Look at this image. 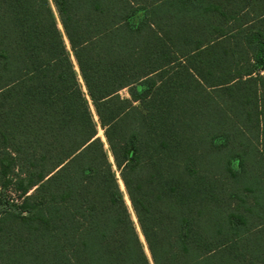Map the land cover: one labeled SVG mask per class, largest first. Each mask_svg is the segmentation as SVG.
<instances>
[{
    "label": "trees",
    "instance_id": "1",
    "mask_svg": "<svg viewBox=\"0 0 264 264\" xmlns=\"http://www.w3.org/2000/svg\"><path fill=\"white\" fill-rule=\"evenodd\" d=\"M0 264H264V0H0Z\"/></svg>",
    "mask_w": 264,
    "mask_h": 264
},
{
    "label": "rangeland",
    "instance_id": "2",
    "mask_svg": "<svg viewBox=\"0 0 264 264\" xmlns=\"http://www.w3.org/2000/svg\"><path fill=\"white\" fill-rule=\"evenodd\" d=\"M51 6H52V9H53V11H54V6L51 4ZM59 26V25H58ZM59 28H60V26H59ZM80 80V79H79ZM80 82H81V80H80ZM82 83V82H81ZM82 89L83 90H85L84 89V87L82 86ZM120 94L122 95V96H127V93H126V90L125 89H122L121 91H120ZM90 108H91V111H92V113L94 114V111H93V108H92V105L90 104ZM96 118V117H95ZM230 121H228L227 120V127H225V130H227V133L229 132V130H231L230 129V127L228 126V123H229ZM232 132H234L233 130L230 132V133H232ZM246 132H248L247 130H246ZM98 135L100 136V138L104 141V137H103V135H102V130L101 129H98ZM105 147H107V145H105ZM252 151H250V153H251ZM227 151H224V152H222V156H227ZM251 154H253V153H251ZM224 158V157H223ZM251 163H253V164H255L254 162H252V160H251ZM263 162H262V160H259L258 162H257V164H255V165H250V167H249V169H251L252 170V168L253 169H255V168H257V166L258 167H260V166H262L263 167V164H262ZM119 184H120V187H121V189L124 191V188H123V185H122V183H121V181L119 180ZM126 196V195H125ZM125 196H124V198H125ZM129 202V201H128ZM127 205H129V203H127ZM129 210H130V213H131V217H132V220H133V222H134V224L135 225H137V221H136V218H135V216H134V214H133V212H132V210L129 208ZM134 217V218H133ZM141 239H142V237H141Z\"/></svg>",
    "mask_w": 264,
    "mask_h": 264
},
{
    "label": "water",
    "instance_id": "3",
    "mask_svg": "<svg viewBox=\"0 0 264 264\" xmlns=\"http://www.w3.org/2000/svg\"><path fill=\"white\" fill-rule=\"evenodd\" d=\"M98 136V135H97Z\"/></svg>",
    "mask_w": 264,
    "mask_h": 264
}]
</instances>
